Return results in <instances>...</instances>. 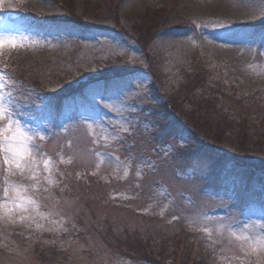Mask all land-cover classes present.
<instances>
[{
	"label": "rangeland",
	"instance_id": "374dc122",
	"mask_svg": "<svg viewBox=\"0 0 264 264\" xmlns=\"http://www.w3.org/2000/svg\"><path fill=\"white\" fill-rule=\"evenodd\" d=\"M117 1L0 0V264H264V0Z\"/></svg>",
	"mask_w": 264,
	"mask_h": 264
},
{
	"label": "trees",
	"instance_id": "16d2710c",
	"mask_svg": "<svg viewBox=\"0 0 264 264\" xmlns=\"http://www.w3.org/2000/svg\"><path fill=\"white\" fill-rule=\"evenodd\" d=\"M116 3V4H115ZM61 4H63L64 6H65V4L64 3H62L61 2ZM114 4H115V8H116V5L118 4V1L117 0H114V2H113V5H112V8L114 7ZM69 6V5H68ZM66 8H67V13H66V15L65 16H67V17H65L64 18V16L63 17H61V19H62V21H65V22H70L72 19H70V16L72 15V13H74L73 12V10L71 9H69L68 7H67V5L65 6ZM74 9V8H73ZM161 12H164V11H166V10H160ZM84 12H85V10H84ZM161 12L158 14L157 12L155 13V15H154V20L153 21H151V22H156V20H157V18L159 19V22H164V20H165V18H168L170 15H171V12H169V13H165V14H161ZM69 15V16H68ZM167 15V17H165ZM41 16H43L44 18H48V16H46V15H41ZM40 16V17H41ZM87 16H88V14H87V12L85 13V15H82V16H74L75 18V20H77L80 24H82V25H84V23L83 22H85V21H87ZM77 18V19H76ZM146 19H148V17H146L145 18V20ZM76 21V22H77ZM77 22V23H78ZM147 22V21H146ZM148 24V23H147ZM150 26L151 25H147V29H149L150 28ZM128 63V62H127ZM127 63H122V64H119V63H116V64H109V65H107L106 67H104V68H101L100 70H99V74H97L96 75V78L97 79H105V80H109V78L107 77V75L108 74H106V73H108L109 72V70L111 69V68H113V70L115 71V73L116 74H113L114 76H112L111 75V77L112 78H118V77H121V75H128V74H132V73H134V72H137V70H138V68H133L131 65L129 66ZM149 74H152V72H149ZM92 78V77H91ZM83 83V82H82ZM80 84H81V82H80ZM80 84H75L74 86H69V93H71V95H75V93H77L78 91H79V88H81V86L82 85H80ZM162 94V96L166 99V101L165 102H163V103H160V106H162L163 108H165V111H163L164 113H171V112H174L175 111V109L173 108V106H172V103L171 102H169L170 100L168 99V97H167V95H165V94H163V93H161ZM55 97V96H54ZM167 97V98H166ZM174 113H176V112H174ZM172 114V113H171ZM174 115V114H173ZM168 119V118H167ZM239 120L241 121V119L239 118ZM173 122V121H172ZM191 125V124H190ZM238 126H240V124L238 123L237 124ZM193 127V126H192ZM191 127V130L194 132V131H196L195 129H194V127L192 128ZM208 145H209V143H207ZM225 149V148H224ZM226 150V149H225ZM220 151V150H219ZM227 151V150H226ZM218 154V156L216 157L217 158V160L218 161H223L224 159H226V153H224V152H221V153H217ZM241 155H242V153H240ZM245 154H247V153H245ZM252 154L254 155V156H261V161H259L258 163H255V162H253L254 160H252L253 158L250 156V154H249V156H247L246 158H244L242 161H244V163L245 164H247L248 165V167H250L251 168V170L250 171H252V172H255V171H264V151L263 152H258V154L257 153H253L252 152ZM237 156L239 155L238 153L236 154ZM232 158H234L233 156H231ZM235 159V161L237 162L238 161V157H237V159L236 158H234ZM254 163V164H253ZM183 229H181L180 231H182ZM188 232V236L189 235H192V233H190L191 231H189V230H187ZM196 233V232H195ZM183 236H185V233L183 232ZM176 240H178V238H175ZM202 246V245H201ZM202 248H204V246H202ZM208 252H210V250L209 249H207L206 248V253L205 254H208ZM144 253V252H143ZM200 254H202L201 252H199ZM170 254H173V253H170ZM170 257V256H169ZM148 258V257H147ZM148 259H151V258H148ZM214 261H216L214 258H212V260L210 261L211 263L212 262H214Z\"/></svg>",
	"mask_w": 264,
	"mask_h": 264
},
{
	"label": "snow or ice",
	"instance_id": "6c2138e0",
	"mask_svg": "<svg viewBox=\"0 0 264 264\" xmlns=\"http://www.w3.org/2000/svg\"><path fill=\"white\" fill-rule=\"evenodd\" d=\"M4 87L3 84H0V89ZM4 109L0 108V115H3ZM16 123L15 121H9V125ZM4 129H0V152H5V162L7 163L8 159L11 158L13 161H19L22 159V153L27 151V147L24 144V141L29 139L28 134L23 132L19 127L15 130L14 135L11 137L3 136ZM16 168H20V163H16ZM19 204H32L34 201L24 200L23 197L17 196V200L13 201L14 205L19 206ZM207 231V229H205ZM257 243L264 247V240H258Z\"/></svg>",
	"mask_w": 264,
	"mask_h": 264
}]
</instances>
